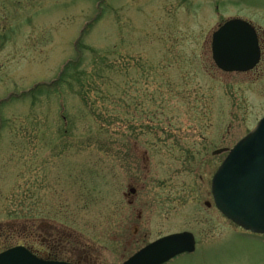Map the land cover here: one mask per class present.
<instances>
[{
  "label": "rangeland",
  "instance_id": "rangeland-1",
  "mask_svg": "<svg viewBox=\"0 0 264 264\" xmlns=\"http://www.w3.org/2000/svg\"><path fill=\"white\" fill-rule=\"evenodd\" d=\"M233 18L264 30V0H0V252L54 236L122 264L188 231L167 264L264 263L210 192L213 153L264 117V75L212 62Z\"/></svg>",
  "mask_w": 264,
  "mask_h": 264
},
{
  "label": "water",
  "instance_id": "water-1",
  "mask_svg": "<svg viewBox=\"0 0 264 264\" xmlns=\"http://www.w3.org/2000/svg\"><path fill=\"white\" fill-rule=\"evenodd\" d=\"M211 47L214 63L226 73L251 70L258 60L254 29L241 20L220 27ZM211 193L216 209L227 220L264 239V118L228 152L212 179ZM194 250L190 233L175 234L148 245L123 264H166ZM0 264L66 263L43 262L25 248L15 247L0 253Z\"/></svg>",
  "mask_w": 264,
  "mask_h": 264
},
{
  "label": "flooded vegetation",
  "instance_id": "flooded-vegetation-1",
  "mask_svg": "<svg viewBox=\"0 0 264 264\" xmlns=\"http://www.w3.org/2000/svg\"><path fill=\"white\" fill-rule=\"evenodd\" d=\"M241 19H243V18H241ZM243 20H245V19H243ZM246 21L249 22L253 26L255 33H256V38L258 40V47H257L258 62L256 63V65L254 66V68L252 70L245 72V73H241V74H244V75L250 74V75H255V76L261 77L264 75V30H262L260 27L255 26L251 21H248V20H246ZM222 24H220V25H222ZM129 193H130L129 195H131V194L134 195L135 189L131 188ZM127 197H130V196H127ZM131 203L133 204L134 202H131ZM205 206L210 207L211 206L210 202L205 203ZM213 207H214V205H213ZM138 218L140 219V215ZM236 228H237V230L242 232V235H246V236H249L252 238H257V239L262 241L261 237L256 236V235H252L249 232H245L244 230H241L238 227H236ZM182 232H184V231H182ZM177 233H179V232H177ZM134 234H135L134 237H136V235H138V229L135 230ZM172 234H174V233H172ZM168 235H171V234L161 236L155 240H158V239L165 237V236H168ZM194 238L196 240L195 235H194ZM155 240H153V241H155ZM61 243L62 242L58 241V239L55 238L54 236H47V238H43L42 240L38 241L36 248L31 249L25 245H17V246L25 247L37 259H39L43 262H62V263H66V264H86V260L84 258H81V257L75 258V257L71 256L69 252L67 253V251H62L61 245H60ZM65 254L67 256H70L71 259L64 258L63 256ZM70 257H68V258H70Z\"/></svg>",
  "mask_w": 264,
  "mask_h": 264
},
{
  "label": "trees",
  "instance_id": "trees-1",
  "mask_svg": "<svg viewBox=\"0 0 264 264\" xmlns=\"http://www.w3.org/2000/svg\"><path fill=\"white\" fill-rule=\"evenodd\" d=\"M72 65H73L72 63H71V64L69 63V64L66 65V67H65V69H64V71H63V74H62V76H64V78H65V75H66L67 70H69V69H71L72 67H74V65H73V66H72ZM68 72H69V71H68ZM68 72H67V73H68ZM62 76H61V77H62ZM63 80H65V79H63ZM63 80H60V81H58V82H62Z\"/></svg>",
  "mask_w": 264,
  "mask_h": 264
}]
</instances>
